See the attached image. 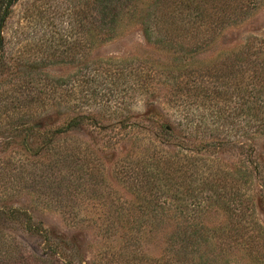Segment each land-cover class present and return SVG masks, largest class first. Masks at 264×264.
Segmentation results:
<instances>
[{
	"label": "trees",
	"instance_id": "1",
	"mask_svg": "<svg viewBox=\"0 0 264 264\" xmlns=\"http://www.w3.org/2000/svg\"><path fill=\"white\" fill-rule=\"evenodd\" d=\"M17 1L0 0L2 85L7 73L17 72L6 59L2 35ZM140 1L84 0L77 12L81 33L78 73L50 77L41 72L29 92L11 96L13 89L4 90L1 113L12 123L3 129L14 132L27 154L50 157L49 171H60L67 158L85 156L80 154L83 150L78 139L65 137L60 143L57 136L85 123L95 125L97 109L118 110L116 125H104L91 140L95 144L101 140L105 146L120 133L116 143L126 142L121 146L122 155L114 156L113 173L135 200L118 195L111 202L114 232L124 228L119 223L127 225L122 250L129 244L127 239L138 241L151 227L173 221L159 256L150 258L143 252L145 264H207L213 255L230 254L264 264V226L257 218V210L264 209V153L256 151L254 144L256 138L264 137V33L247 36L238 49L220 55L204 71L186 63L157 68L143 59L99 60L90 55L92 38H112L124 15L135 17L127 19L140 25L144 38L154 47L182 57L197 55L225 28L248 19L261 0ZM76 74L80 76L74 80ZM99 84H104V89H98ZM194 97H199V102H194ZM138 100L142 109L134 110ZM208 116L217 118L212 122L222 117L223 135L212 131L206 135ZM48 122L55 126H44ZM82 146L84 151L89 149L87 144ZM227 149H236L239 155L230 165L221 158ZM96 152L103 155L105 149ZM94 157L102 166L100 157ZM96 177L103 184L102 174ZM68 200L71 202L70 197ZM66 201L67 194L63 205ZM216 211L225 214L226 222L207 226L204 217ZM0 219L16 221L42 241L40 251L29 254L7 235L0 244V261L84 264L75 242L49 234L23 209L0 205Z\"/></svg>",
	"mask_w": 264,
	"mask_h": 264
},
{
	"label": "rangeland",
	"instance_id": "2",
	"mask_svg": "<svg viewBox=\"0 0 264 264\" xmlns=\"http://www.w3.org/2000/svg\"><path fill=\"white\" fill-rule=\"evenodd\" d=\"M83 1L18 0L11 7L4 23L2 35L6 59L17 72L7 73L5 83L0 84V205L21 208L35 222H40L49 234L75 242L84 264H145L141 259L143 252L150 258L159 256L174 223L162 222L157 227H151V230L141 234L138 241L126 238L129 244L122 250L126 242L122 234L127 225L119 223L124 225V228L118 227V231L114 232L111 202L113 197L118 195L127 201L135 200L132 192L119 182L113 173L114 156L122 155L121 146L126 142L122 140L116 143L121 138L120 133L117 139L113 135V140H110L114 142L105 146L101 140L96 144L91 140V136L95 137V133L104 125L109 127L116 125L119 118L118 110L112 107L97 109L94 113L95 125L85 123L68 131L66 135L57 136L60 143H63L65 137L78 139L83 150L80 154L87 158L80 159L76 156L67 158L60 166V171H49L51 168L46 165L50 157L27 154L20 145V139L14 136V132L3 129L12 123L11 120L7 123L1 113L6 95L3 93L4 90L13 89L11 96L29 92L32 84L42 76L41 72L48 73L50 77H68L73 72L78 73L81 65L79 59L81 33L78 29L77 12ZM122 18L112 38L103 41L92 38L91 57L99 60L143 59L157 68L169 66L175 68L186 63L204 71L207 69L206 66L220 55L238 49L247 36L264 33V0H261L259 7L248 19L225 28L208 49L193 56L182 57L178 53H168L154 47L144 38L140 25L133 19H127L135 18L134 16L124 15ZM79 76L76 74L74 80ZM208 84L206 82V85ZM104 86L97 85L98 89H104ZM159 92L161 93L162 89ZM194 102H199V97ZM141 106L142 101L138 100V103L134 102L133 109L141 110ZM173 109L174 107L169 108L168 112H172ZM213 119L217 118L208 116L206 119L208 120L206 135L211 131L219 136L223 135L226 127L220 125L222 117H219L217 122H212ZM49 124L50 122L44 126L50 128L59 123L55 121V125ZM112 131L116 132V129ZM107 132L110 134L111 131ZM85 144L89 149L84 151L82 145ZM254 144L256 151L264 153V137L256 138ZM114 146L118 147L119 151L113 149ZM32 147L35 148V145ZM99 148L105 149L103 155L96 152ZM91 150L94 153L90 152ZM97 155L101 159L100 167L98 166L100 162L94 157ZM238 157L236 149H227L221 154L227 165L235 163ZM90 170L91 175L88 174ZM97 173L102 174L103 184L96 181ZM41 188L49 190V193L44 194ZM58 191L61 192L60 197L57 195ZM66 194V205H63ZM68 197L71 198V202ZM257 218L264 226V209L257 210ZM225 222L226 217L222 211L210 212L204 217L207 226H218ZM134 229L135 227H132L131 232H134ZM126 234L128 236L129 233ZM7 235L25 253L37 254L40 251L42 241L38 236L25 232L16 221L0 219V244ZM122 251L125 252L124 256H118ZM0 264L7 263L0 261ZM207 264L254 263L250 258L230 254L213 255Z\"/></svg>",
	"mask_w": 264,
	"mask_h": 264
}]
</instances>
